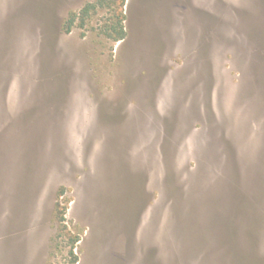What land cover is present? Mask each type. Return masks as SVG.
Instances as JSON below:
<instances>
[{
    "label": "rangeland",
    "instance_id": "rangeland-1",
    "mask_svg": "<svg viewBox=\"0 0 264 264\" xmlns=\"http://www.w3.org/2000/svg\"><path fill=\"white\" fill-rule=\"evenodd\" d=\"M0 264H264V0H0Z\"/></svg>",
    "mask_w": 264,
    "mask_h": 264
},
{
    "label": "trees",
    "instance_id": "trees-1",
    "mask_svg": "<svg viewBox=\"0 0 264 264\" xmlns=\"http://www.w3.org/2000/svg\"><path fill=\"white\" fill-rule=\"evenodd\" d=\"M85 11V10H84ZM83 12V11H82ZM74 22V15L70 16L69 20H68V23L71 25L72 23ZM124 38V31L122 28L119 29L118 33H117V38L116 40H121ZM111 120H116L114 118H109ZM63 212H64V209L63 207H61L60 204H57L56 205V215L60 218H63L62 215H63ZM79 240L78 237L74 238L73 240V243H76L77 241ZM74 263H76V258L74 259L73 261Z\"/></svg>",
    "mask_w": 264,
    "mask_h": 264
}]
</instances>
